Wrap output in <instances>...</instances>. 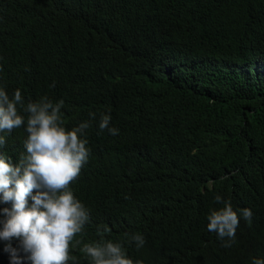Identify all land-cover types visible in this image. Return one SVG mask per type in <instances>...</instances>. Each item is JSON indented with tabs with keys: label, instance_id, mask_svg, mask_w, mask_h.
<instances>
[{
	"label": "trees",
	"instance_id": "trees-1",
	"mask_svg": "<svg viewBox=\"0 0 264 264\" xmlns=\"http://www.w3.org/2000/svg\"><path fill=\"white\" fill-rule=\"evenodd\" d=\"M0 75L10 98L62 100L64 122L107 106L119 133H98L89 161L117 166L100 226L129 258L264 259V0H0ZM8 135L7 156L28 133ZM217 195L253 213L228 248L207 229Z\"/></svg>",
	"mask_w": 264,
	"mask_h": 264
},
{
	"label": "clouds",
	"instance_id": "clouds-1",
	"mask_svg": "<svg viewBox=\"0 0 264 264\" xmlns=\"http://www.w3.org/2000/svg\"><path fill=\"white\" fill-rule=\"evenodd\" d=\"M130 9L138 15V8ZM142 17L151 18L146 10ZM16 72L22 73L20 67ZM62 107V100L53 103L47 97L24 101L19 89L10 98L0 81V264H145L129 258L121 243L105 240L110 229L100 226L116 209V198L105 197L104 180L117 166L109 169L104 160L111 158H105L91 167L89 145L105 130L118 135L109 126V109L93 99L92 107L64 122ZM92 109L104 115L95 117ZM22 126L27 139L7 156L5 138ZM215 200L224 206L210 213L207 229L228 248L240 218L253 224V213L244 208L238 214L233 201L219 195ZM130 242L140 249L145 239L134 234Z\"/></svg>",
	"mask_w": 264,
	"mask_h": 264
}]
</instances>
